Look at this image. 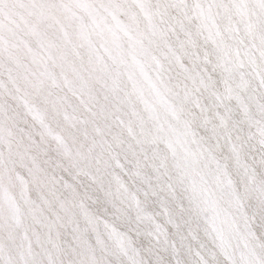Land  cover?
I'll use <instances>...</instances> for the list:
<instances>
[{
	"label": "snow or ice",
	"instance_id": "6c2138e0",
	"mask_svg": "<svg viewBox=\"0 0 264 264\" xmlns=\"http://www.w3.org/2000/svg\"><path fill=\"white\" fill-rule=\"evenodd\" d=\"M0 264H264V0H0Z\"/></svg>",
	"mask_w": 264,
	"mask_h": 264
}]
</instances>
